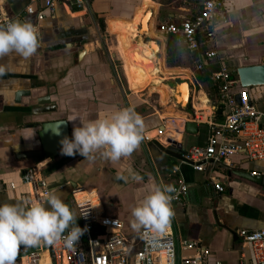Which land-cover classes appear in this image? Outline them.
Returning a JSON list of instances; mask_svg holds the SVG:
<instances>
[{"label":"crops","instance_id":"1","mask_svg":"<svg viewBox=\"0 0 264 264\" xmlns=\"http://www.w3.org/2000/svg\"><path fill=\"white\" fill-rule=\"evenodd\" d=\"M224 1L228 22L216 32L212 40L217 57L210 68L226 65L238 80L235 72L238 67L257 64L264 56V0ZM28 4V0H0L1 17L9 20L30 19L38 28L40 39V48L31 58L25 59L16 54L0 58V66L4 67V74L0 75V204L15 203L16 199H29L38 203L46 201L47 197L33 194L30 186L21 179L25 169L36 165L46 178L50 193L58 191L63 201L69 204L77 216V225L79 218L71 189L74 185H81L97 193L103 214L120 220L124 233L130 237L138 234L131 227L133 207L142 201L153 186H174L182 181L186 183L188 193L180 202L171 204L174 215L170 224L176 243L178 239L196 241L199 250L207 252V264H254L251 248L243 243L239 230L264 228V183L233 174V169L264 174V160L246 161L247 158L236 155L231 157L229 164L220 163L207 166L201 172L194 171L182 162L183 154L191 145L206 144V127L197 124L198 132L188 134L186 143H181V158L174 156L172 151L177 147L164 145L162 142H165V138L157 136L165 127L163 119H160L161 113L152 110L142 114L141 109H136L134 101L121 84L118 56L107 45V35L126 34L128 48L129 44L131 46L129 51L135 58L136 45L129 42L127 32L132 29V24L138 22L142 11H151L148 24L151 27L153 15L158 22L159 19L178 20L195 14V1L88 0L83 9H75L59 1L54 11L46 12L40 21L35 14L26 12ZM31 5L35 11L41 8L40 1ZM113 22L126 24L128 31L116 32ZM101 23L105 24L104 30ZM138 25L136 30L142 33ZM149 32L154 35L151 29ZM142 43L143 48L136 42L145 59L152 62L146 57L152 47L149 44L146 47L147 42ZM162 43L164 45V40ZM121 46L124 54L122 43ZM138 61L135 59L133 65L131 62L133 74L130 84L135 90L140 88L135 82L136 76L146 84L143 87L153 77V74L150 79L144 77L145 70L142 73L140 67L136 66ZM180 85L187 86L189 95L188 83ZM238 86L239 83L235 91L239 89ZM19 89L29 90L30 96H22L20 102H16L14 94ZM247 90L251 101L264 109V86ZM203 93L206 98L203 102L194 100L196 109L211 105L209 97ZM40 97H49V102H37ZM166 99L165 96L161 97V103L165 104ZM195 103L201 107H196ZM48 104L54 105L55 111L45 114L30 112L34 107ZM127 107L133 108L143 119L144 139L130 156L122 157L117 162L99 154L89 162L79 154L63 155L61 150L58 156L47 157L38 164H33L30 159L15 157L19 151L40 148L37 132L43 121L65 119L72 136L74 126L80 125L79 117L86 120L104 118ZM73 117L78 118L68 121ZM189 118L185 117L184 122ZM170 119H174L173 125H170L171 122L168 124V120L172 121ZM182 121L179 115L165 121L168 130L173 129L177 138L181 133L176 128L182 125ZM158 139H161V143ZM133 175L141 179L135 180ZM216 184H221L224 190H216ZM104 185L108 186L106 198L99 190ZM9 196L13 198L12 201H9Z\"/></svg>","mask_w":264,"mask_h":264},{"label":"built area","instance_id":"2","mask_svg":"<svg viewBox=\"0 0 264 264\" xmlns=\"http://www.w3.org/2000/svg\"><path fill=\"white\" fill-rule=\"evenodd\" d=\"M36 1L41 2L37 11L31 5ZM59 1L75 9H83L88 4V0H28L26 12L35 14L40 21L46 12L54 11ZM194 1L196 14L191 19L160 25L158 31L164 38L175 36L177 44L190 52H197L195 68L203 69L210 67L217 57L216 49L208 48V44L212 45L216 32L227 24L228 12L224 0ZM8 21V18L0 16V24ZM203 45L207 46L204 51ZM209 81L214 85L216 96L209 105L210 111L196 109L193 105L194 93H191L190 104L194 109L188 119L206 126L207 142L203 146L186 148L182 162L201 172L207 166L229 164L231 157L236 155L250 161H263L264 109L251 101L248 88L234 90L239 82L228 68L219 65L212 69ZM221 103L227 106L228 112L221 121H217L215 113ZM168 139L165 138V142ZM157 141L161 143V139ZM40 172L34 165L25 169L21 179L30 186L33 194L47 197L50 189ZM174 188L171 204L180 202L188 193V187L182 181H178ZM215 189L222 192L224 187L216 184ZM71 195L79 218L78 226L85 229L81 239L72 249L67 248L63 240L52 246L21 247L16 264H207V252L200 251L196 241L178 239L176 243L171 224L164 232L147 238L140 233L128 237L120 220L103 214L95 191L74 185ZM239 235L243 243L250 246L254 264H264V228L240 229ZM188 251L193 253L186 254Z\"/></svg>","mask_w":264,"mask_h":264},{"label":"clouds","instance_id":"3","mask_svg":"<svg viewBox=\"0 0 264 264\" xmlns=\"http://www.w3.org/2000/svg\"><path fill=\"white\" fill-rule=\"evenodd\" d=\"M39 48V30L30 19L16 18L0 24V58L16 54L28 59ZM3 74L4 67L0 66V75ZM79 119L80 125L74 126L72 137L65 136L60 141L63 155L79 154L85 161L91 162L99 154L117 162L130 156L144 139L143 119L131 107L117 110L104 118ZM64 123L55 126L57 135L60 134L59 125ZM132 178L141 179L138 175ZM174 192L172 185L153 186L131 211L132 229L144 238L164 232L174 215L171 205ZM12 200L9 196V201ZM76 220L77 216L69 204L55 190L42 203L16 199L15 203L0 204V264H16L21 247L52 246L63 240L64 245L72 249L85 231Z\"/></svg>","mask_w":264,"mask_h":264},{"label":"rangeland","instance_id":"4","mask_svg":"<svg viewBox=\"0 0 264 264\" xmlns=\"http://www.w3.org/2000/svg\"><path fill=\"white\" fill-rule=\"evenodd\" d=\"M247 2H251V0H248ZM148 12L151 13L150 10ZM156 21L157 18L156 16L153 15L151 20V27L149 28L152 30L154 34L152 35V37H149L146 33H139L137 30L130 29V31L127 32L128 37H130L129 42H131V44H136L138 40L144 43L148 41H153L158 46V49H160V51H157V53L155 54V57H151L152 54L151 52L146 53V57L152 60V62H150L149 60L147 61V59H145V63L148 62L147 64H149L150 62L152 64L151 66L153 71L152 72L153 77L151 78L150 83L143 88H141L136 83L140 88H138V90H135L132 89L130 84L131 75L133 74L132 65L134 63L135 58L133 56V53L131 54V52L129 51L131 49V46L129 44V48H128V38L126 34H121V35L117 34L116 36L111 35L110 37L109 35H107L106 37L108 38L107 45L110 46L111 49L110 51H113L118 56L117 64L119 65V73H120L119 75H120L121 84L125 89V92L129 94L130 98L134 101L136 109H141L142 114H147L152 110H157L158 113H161L160 119H163L164 121L163 124L165 125V128L160 132L157 131L158 133L156 132L158 138H170L180 143L182 142L186 143V137L188 134L182 132L184 127V120L185 117L187 118L191 117L194 108L190 104V98H188L187 100L188 103H186L185 107H181L180 105H178L176 103L177 100L175 101L176 97L174 93L177 94L178 93L177 89H179V85L186 83V81L188 82V87H189L188 97L191 95V93H194L195 102H197V100L199 102H203V100L206 99L203 92L207 94V96L210 99V102H212L214 101L212 95H214L215 92H213L212 84L210 82L198 83L194 80L193 72L195 71V61L193 60L192 56L185 48L181 47L180 53L174 59L171 58L172 61L171 65L168 62H166V50H165L166 36L165 38H163L161 33L157 29H155V27L158 25ZM102 24L103 23H101V27ZM104 25L105 24H103L102 30H104ZM138 26L139 25L137 24L136 27ZM163 40H164V45L162 43ZM121 43L123 44L125 49L124 54ZM208 48H214V47H212L211 43H209ZM134 51H136V49ZM138 62L136 63V66ZM148 78L150 79V77ZM174 86L175 88L173 89ZM172 89L174 91H172ZM121 91L123 92L122 88ZM163 96L167 98L166 99L167 102L165 104L161 103V97ZM195 106L201 107L200 104H196V103ZM202 109L210 111L209 107H204ZM174 115L175 116L179 115L180 117L183 118L181 135L178 138L175 135V133L172 131L173 129L168 130L169 126H167L166 124L167 119L171 118V116L174 117ZM170 120L172 121L168 120V124L171 122L170 125L171 124L173 125L174 119H170ZM183 134L184 136H182ZM162 143L164 145H168V144L172 145L167 141ZM107 188L108 186L106 185L99 188L103 198H106L107 196L105 192Z\"/></svg>","mask_w":264,"mask_h":264},{"label":"water","instance_id":"5","mask_svg":"<svg viewBox=\"0 0 264 264\" xmlns=\"http://www.w3.org/2000/svg\"><path fill=\"white\" fill-rule=\"evenodd\" d=\"M161 26L157 25L155 29L160 30ZM236 75L238 77V82L241 87L250 88V87H258L264 86V56L261 58L260 62L257 64L245 65L240 66L236 69ZM181 82V81H179ZM178 82V83H179ZM187 82V81H186ZM188 83V82H187ZM175 86L173 87V89ZM172 89V91H174ZM22 96H30L29 90H22L19 89L15 91L14 100L16 102H20ZM190 97V96H189ZM188 97V98H189ZM175 99V98H174ZM238 99V98H237ZM188 100V99H187ZM49 102V97H40L37 102ZM176 101V99H175ZM43 102V103H44ZM177 103V102H176ZM188 103V101L186 102ZM185 103V105H186ZM181 107H185V105H181V103H177ZM55 111L54 105H46V106H39L30 109V112L33 114H45L49 112ZM65 121L64 124L59 125V132L60 134H56L55 126L59 123ZM41 129L38 130V138L40 141V148L38 149H31V150H24L15 153V157L18 159H30L33 164H38L42 162L47 157H56L59 155L61 150L60 141L65 137L71 138L69 131V124L65 119H58V120H46L41 122L40 124ZM163 126L161 125V129ZM183 133L186 134H196L198 132V126L193 121H185L183 127ZM168 142L172 145H175L178 150L182 151V144L172 139H168ZM177 161V160H176ZM248 161V159L246 160ZM230 173V172H229ZM233 174H236L240 177L246 178L250 181L257 182V183H264V174L261 173H254L248 170H236L233 169Z\"/></svg>","mask_w":264,"mask_h":264},{"label":"trees","instance_id":"6","mask_svg":"<svg viewBox=\"0 0 264 264\" xmlns=\"http://www.w3.org/2000/svg\"><path fill=\"white\" fill-rule=\"evenodd\" d=\"M196 14V13H195ZM195 14L191 15V16H188V17H184V18H180L178 20H172V19H166V20H161L159 19L157 24L158 25H164V24H169V23H178L182 20H187V19H191ZM102 27H103V24H102ZM136 45V56H135V59L138 60L139 59V54L141 52L140 48L138 47L137 44ZM182 46H180L179 44H177L176 42V39H175V36L173 35H167L166 36V44H165V50H166V62H168L170 65H171V58H175L179 53H180V48ZM184 48V47H182ZM207 49V46L203 45L202 46V51L206 50ZM188 51V50H187ZM190 55L192 56L193 60L196 61L197 58H198V53L193 51V52H190ZM222 65V64H221ZM223 67H226L228 68L226 65H222ZM229 69V68H228ZM212 70V68L210 67H205L203 69H196L195 68V71L193 72V78L196 82L198 83H209V74H210V71ZM232 76L235 77V74L232 73ZM211 83V82H210ZM212 84V83H211ZM238 88H244V87H241V86H238ZM212 89H213V92H215V88H214V85L212 84ZM213 97V100H215V93L214 95H212ZM228 112V108L227 106L224 104V103H221L219 104L218 106V109L216 110V113H215V119L217 121H221L225 114ZM203 127H206L205 125H202ZM207 129V128H206ZM173 155L176 156L177 158H181V151L178 150V149H173Z\"/></svg>","mask_w":264,"mask_h":264},{"label":"bare ground","instance_id":"7","mask_svg":"<svg viewBox=\"0 0 264 264\" xmlns=\"http://www.w3.org/2000/svg\"><path fill=\"white\" fill-rule=\"evenodd\" d=\"M137 16H138V14H137ZM150 17H151V13H149L148 11L144 10V11H142L141 15L138 16V22H137L141 26L142 33H146L149 37L152 36V34H148L149 27H150V26L148 27V24H149L150 19H151ZM132 19H130V20H132ZM137 23L131 25L132 30H136L135 28L137 26ZM112 26H113V30H115L116 32L128 31V28H129V27L127 28L126 24H124V23L117 24V22H113ZM137 43L141 44V48L144 47L143 43L140 40H138ZM148 44L152 47L151 53H152L153 57H155V54L157 53V51H160V49H158V46L153 41H148L146 47L148 46ZM147 63H145V57H144L142 49H141L140 59H139V62H138L137 66L140 67V69L142 70V73L145 70V74H144L145 78L151 77L152 76V72H153L152 71V66H151L152 64L151 63L147 64ZM140 69H139V71H140ZM138 73H140V72H138ZM136 83L140 87H143L144 85H146V84H144V81L142 82L141 80H138L137 76H136ZM175 97H176V100H177L178 103H182L183 105H185V103L187 102V99H188V88H187V86L186 85L179 86L178 93L175 94ZM182 123H183V121H182ZM181 129H182V125L179 128H176V131L181 133Z\"/></svg>","mask_w":264,"mask_h":264}]
</instances>
